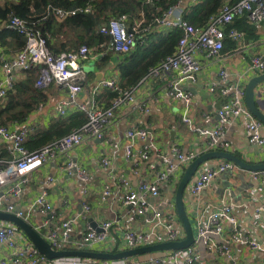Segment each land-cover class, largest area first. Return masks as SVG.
I'll return each instance as SVG.
<instances>
[{"label": "built area", "instance_id": "1", "mask_svg": "<svg viewBox=\"0 0 264 264\" xmlns=\"http://www.w3.org/2000/svg\"><path fill=\"white\" fill-rule=\"evenodd\" d=\"M184 10L183 0H179L162 17L156 18L144 27V32L155 27H175L182 31L175 52L163 59L158 65L151 67L145 79L172 74L173 78L166 84V91L173 97L182 99L185 102L182 120L196 131L206 150L227 151L230 148V143L224 139V127L222 125L194 126L193 119L190 116L194 96L190 90H184L182 85L187 80L192 83L198 82L199 74L203 69L200 55L208 60L221 58L226 39H231L239 45L244 44L246 33L231 25L238 17L245 15L253 24L264 23V0L227 1L220 11L211 15L203 26H195L184 19ZM91 11V4L75 8L51 7L50 5L47 8V12L53 13L59 21L77 13H89ZM45 18L46 16L39 19L24 18L12 11L5 21L0 20V28L6 27L15 31L25 40L23 47L13 48V51L0 43V102L14 89L18 80L34 74L36 76L35 86L38 88L58 84L67 90L69 100L63 101L58 106V111L65 114L70 105H77L78 94L84 88L87 80V73L82 63L91 58L93 49L83 44L77 50L54 53L48 45L49 34L44 33L38 25L40 20ZM128 21V14H122L110 18L107 23L100 27L101 33L111 37L107 43L102 44L103 51L125 55L134 48L136 35L141 33L145 20L142 18L134 21L131 26H129ZM129 28H131V32ZM248 71L254 73L264 72V56L262 54H254L251 57ZM220 76V83L210 87L211 91L218 89L224 97V101L217 110L220 119L223 123H231L236 118L242 115L245 116L248 119L246 130L249 142L263 147L264 123L254 116L246 104V85L239 82H230L228 71L225 68L221 69ZM104 86L112 89L118 87L115 80L105 79L97 83L92 92L95 93ZM137 89L138 87L134 86L119 90V95L113 99L108 108L100 106L94 95H92L89 105H79V109L85 111L88 117L85 124L62 138L35 150H30L26 146L31 130L27 123L11 126L0 124V211L15 213L27 220L29 212L22 209L18 211L13 199L23 192L29 181V175L33 171L59 155L64 154L68 157L64 165V169L68 173L72 174L77 171L82 179L87 180L88 170L79 167L72 160L69 154L70 151L82 144L87 138H102L107 127L114 122L116 110L123 105L131 106L136 102ZM257 91L261 93L260 97L264 99V84L259 86ZM137 107L141 111H148L145 103ZM148 133L145 128H131L127 131L126 150L128 156L133 154L135 141L138 138L146 139ZM152 146L153 143L146 145L141 154L142 158L148 162L152 178L140 180L136 187L130 186L128 180H122V184L126 188L123 194L124 204L133 213L141 215L152 226L148 231H138L134 228L127 229L124 233V239L129 248L166 241H178L185 237L184 227L178 222L176 204L170 203L168 205L170 209L166 212L151 202L150 198L159 197L161 195V185L195 160L200 153L193 150L182 152L174 144L171 150L176 154V160H166L165 163H161L151 161L150 148ZM101 165L113 177L112 161L108 157L101 159ZM239 169L240 167L235 162L219 159L212 166L197 171L194 182L190 184L189 192L193 196H199L203 190L211 186L216 177L224 173L234 174ZM249 179L252 182L264 185V170H250ZM111 195L112 186L106 184L101 198L107 200ZM32 208L48 215L50 221L57 217L47 190L35 197L30 206V209ZM90 208L89 204H84L83 212L86 213ZM253 212L256 216L264 217V202L256 205ZM82 213L74 218L63 219L57 226L50 225V221L43 223L40 228L45 227L46 231L42 235L55 249H66L65 246L70 242L74 232L75 222L78 218L86 216ZM228 224L230 225L229 235L225 240L223 238V241L217 240L213 237V235L222 237ZM112 225L113 221H104L97 227L88 224L82 239L77 242L78 249L85 250L92 243L105 242ZM19 229L12 222L0 221V249L5 248L10 251L9 258H0V264H40L42 262L49 264H65V262H70L69 264H134L126 258L104 260L65 257L50 260L41 254L32 242L23 245L18 243ZM195 237L196 242L190 247L165 251L166 254L164 255L152 257L149 264H166L167 261L179 264H197L199 260L198 243L200 240L206 249L225 256L227 259H232V243H242L252 249L262 248L259 242L241 230L232 204H224L214 210L205 224L198 221ZM232 264L238 263L232 262Z\"/></svg>", "mask_w": 264, "mask_h": 264}, {"label": "crops", "instance_id": "2", "mask_svg": "<svg viewBox=\"0 0 264 264\" xmlns=\"http://www.w3.org/2000/svg\"><path fill=\"white\" fill-rule=\"evenodd\" d=\"M196 2L197 0H183V7L187 8ZM254 25L258 28L257 38H247L246 36L243 45L231 41L234 46L227 51H222V57L218 59L208 60L200 55L203 69L199 74L198 82L184 81L182 88L193 93L190 116L195 127L222 125L224 127V139L230 143V148L227 151L239 154L241 159L247 162L260 163L264 162V146L259 147L249 142L246 130L248 119L242 115L231 123H223L217 114V110L224 101V97L218 89L210 90L211 85L220 83L222 68L228 71L230 82H239L244 85L248 83L250 78L260 74L248 71L251 57L254 54L264 56V23ZM163 29L169 28H152L154 31ZM108 55H110V60L102 64L101 61ZM121 56L123 57V55L114 52L93 49L91 58L82 63L87 73V80L84 88L78 94L77 105H70L65 114L58 111V106L63 101L69 100L67 90L58 84L50 85L47 88L48 100L32 112L25 122L31 129L27 141L48 129L56 121L67 118L80 110L79 105H89L92 95L99 104L106 105L109 102L107 91L111 88L104 86L95 93L92 90L101 80L113 79L118 82V61ZM171 78H173L172 74L143 79L137 85L136 102L131 106L123 105L116 110L115 120L107 127L102 138H87L82 144L70 151L72 160L79 167L88 170L87 180L82 179L77 171L70 174L64 169L68 158L64 154L51 159L33 171L29 175V181L23 192L13 199L18 208L29 212L27 221L42 234L46 231L45 227L40 228V226L50 221L49 216L42 214L36 208L30 209V206L35 197L47 190L53 209L57 214V217L50 221L52 226L59 225L63 219L74 218L81 214L83 205L86 203L91 207L86 213H82L86 215L85 217L78 218L75 222L74 232L70 242L65 246L66 249H78L77 242L82 239L88 224L96 223L100 226L104 221H113L105 242H95L85 248V250L97 252L115 253L129 249L124 239V233L129 228L138 231L150 230L152 226L141 215L130 211V208L123 202V194L126 189L122 184L123 179L128 180L130 186L136 187L140 180L152 178L148 162L141 156L145 146L153 143L150 148L151 161L161 163H165L166 160H176V154L171 150L174 144L182 152L193 150L203 154L209 151L200 141L196 131L182 120L185 102L167 93L166 84ZM143 103L147 105L148 111L138 109L137 106ZM262 106L264 108V104ZM131 128H145L149 133L146 139L138 138L135 141L133 154L128 156L126 150L127 131ZM103 157H108L112 161L113 177L101 165ZM217 160L219 159L210 160L203 164L200 169L207 168ZM186 166L161 185L159 197L150 198L157 207L168 212L170 209L168 205L175 203L177 186ZM195 177L196 174L185 192L186 209L194 230L196 231L198 221L205 224L214 210L224 204H232L241 230L259 242L262 247L261 249H252L242 243H232V259H227L225 256L206 249L200 240L197 264H232V262L264 264V217L256 216L253 212L256 205L264 202V185L252 182L249 179V170L240 168L234 174L219 175L212 181L211 186L203 190L199 196H193L189 192V187L194 182ZM106 184H111L112 195L107 200H102L101 196ZM178 222L182 225L180 218ZM229 227L228 224L222 237L219 235H213V237L217 240H225L229 235ZM19 230L18 243L23 245L31 242L28 236L21 229ZM164 254H166L165 251L145 253L128 257L126 260L134 262V264H149L152 257ZM9 255L8 249H0V258H9ZM69 263L65 262V264ZM40 264L49 263L42 262ZM166 264L179 263L167 261Z\"/></svg>", "mask_w": 264, "mask_h": 264}, {"label": "trees", "instance_id": "3", "mask_svg": "<svg viewBox=\"0 0 264 264\" xmlns=\"http://www.w3.org/2000/svg\"><path fill=\"white\" fill-rule=\"evenodd\" d=\"M179 0H3L0 1V20L5 21L10 12H15L24 18L39 19V27L44 33L49 34L48 45L54 53L77 50L86 44L89 48L104 50L102 44L110 40L109 35L100 32V27L107 23L110 18L128 14V24L144 19L141 33L137 34L139 40L134 48L121 56L118 61L119 80L117 89L107 91L109 102L119 95V90H125L137 86L147 76L151 67L158 65L167 56L175 52L178 40L182 35L179 28H169L160 31L150 29L144 32V27L152 23L156 18L162 17L171 6ZM239 0H198L195 4L187 6L184 10V19L195 26H203L211 15L220 11L227 2ZM91 4L92 11L89 13H77L59 21L54 14L47 12L48 6L75 8ZM231 26L247 33V38H257L256 25L252 24L247 15L238 17ZM226 39L223 51L234 46V41ZM0 43L13 51L24 46L25 40L6 27L0 28ZM110 60V55L104 57L102 64ZM36 76L28 75L18 80L14 89L0 102V124L11 126L25 123L30 114L41 104L48 100L47 88L35 86ZM110 88V87H109ZM88 120L87 114L82 109L72 113L67 118L53 123L48 129L40 132L26 141L30 150L38 149L50 142L58 140L69 134L76 128L81 127ZM240 157L239 154H235Z\"/></svg>", "mask_w": 264, "mask_h": 264}, {"label": "water", "instance_id": "4", "mask_svg": "<svg viewBox=\"0 0 264 264\" xmlns=\"http://www.w3.org/2000/svg\"><path fill=\"white\" fill-rule=\"evenodd\" d=\"M131 32V28H129ZM139 40L136 37L135 42ZM264 84V72L250 78L246 84L245 101L256 118L264 123V99H262L261 93L257 91L259 86ZM213 159H227L235 162L240 168L245 170H264V162L250 163L240 157L236 156L233 152L226 150H212L200 154L195 160L190 162L181 177V180L177 186L175 194V204L177 214L181 220L182 226L184 227L185 237L178 241H166L162 243H155L150 245H144L135 248H129L115 253L112 252H97L79 249H55L53 245L39 232L34 225H32L26 219L19 217L15 213H9L0 211V221H8L14 223L20 228L31 240L33 245L39 250L41 254L46 256L48 259H59L65 257H82V258H95L104 260H116L124 259L139 254L152 253L158 251H171L179 250L190 247L196 242L195 231L190 219V215L186 209L185 204V192L200 167ZM211 163L209 166H212ZM18 211L20 208L17 209ZM93 226L97 227L96 223Z\"/></svg>", "mask_w": 264, "mask_h": 264}, {"label": "rangeland", "instance_id": "5", "mask_svg": "<svg viewBox=\"0 0 264 264\" xmlns=\"http://www.w3.org/2000/svg\"><path fill=\"white\" fill-rule=\"evenodd\" d=\"M87 69V68H86ZM202 241H200V243H201Z\"/></svg>", "mask_w": 264, "mask_h": 264}]
</instances>
